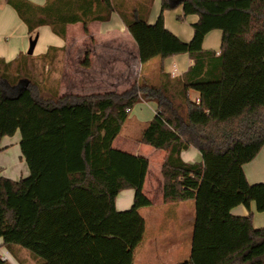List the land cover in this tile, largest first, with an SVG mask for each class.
I'll list each match as a JSON object with an SVG mask.
<instances>
[{
    "label": "trees",
    "instance_id": "1",
    "mask_svg": "<svg viewBox=\"0 0 264 264\" xmlns=\"http://www.w3.org/2000/svg\"><path fill=\"white\" fill-rule=\"evenodd\" d=\"M136 1L139 10L129 11L124 0H45L41 6L6 0L32 41L40 26L64 38L67 24L106 21L117 12L141 64L182 53L193 63L177 77L160 66L158 82L141 77L121 93L39 97L29 78L17 91L16 83L2 77L0 141L18 130L29 167L19 180L0 176L2 243L27 250L38 264H132L145 231L139 208L151 205L143 192L148 159L113 148L112 142L135 104L153 101L155 114L140 142L165 152L163 201L196 199L201 216L191 255L178 264H264V227L253 226L252 214L232 221L215 213L223 202L229 207L233 196L264 213V183L250 184L243 171L264 147V0H175L184 15L198 16L189 41L164 26L170 0H160L153 23L146 20L149 0ZM214 29L221 31L218 52L202 47ZM57 51L48 46L39 57L50 61ZM27 55L32 56L0 57V69L18 75L13 65L20 58L30 62ZM212 83L219 84V93L208 116L204 111L213 112L211 103L195 107L188 88ZM188 147L199 151L201 161L182 160ZM124 189L134 190L133 203L117 210L115 198ZM212 206L213 231H204L202 224L209 223L204 212ZM0 264H6L1 256Z\"/></svg>",
    "mask_w": 264,
    "mask_h": 264
},
{
    "label": "crops",
    "instance_id": "2",
    "mask_svg": "<svg viewBox=\"0 0 264 264\" xmlns=\"http://www.w3.org/2000/svg\"><path fill=\"white\" fill-rule=\"evenodd\" d=\"M29 1L39 6L45 3V0ZM119 1L122 2V0ZM170 2L173 7L166 9L163 12L164 26L182 41H189L193 35L192 25L197 22L198 16L195 14L184 15L181 5H175V0H170ZM148 3L149 6L148 9H146V20L149 23H153L160 12L161 1L149 0ZM12 11L14 10L6 3V0H2L0 3V35H12L14 32L13 30L16 29L19 36L17 38L18 42L15 44L0 43V57L5 61L14 59L20 52L24 53L21 48H24V41L26 39L25 31L27 33L25 24L21 20V22H18L17 19L20 18L17 14H13ZM14 13L16 12L14 11ZM44 27L46 28L48 26L43 25L38 29H44ZM71 31H74V35L71 34ZM62 39V42L49 46L58 47L59 52L66 48L67 56L73 54L74 57H76L77 64L72 66L71 64H65L63 67V72H72L74 74L75 85L72 87L81 91L80 93L73 94L84 95L110 91L114 92L115 89L124 86V89L117 90L118 93H121L141 77L147 80H152V82H154L153 80L158 82L160 66L163 68V71L170 74L171 77H177L185 72L193 63L187 54L182 53L162 60L153 58L146 63L141 64L138 58L137 45L128 33L124 21L117 12H112L106 21H91L87 24L81 22L67 24L66 35ZM34 40L36 46L38 40L37 36ZM220 44L221 31L214 29L205 35L202 47L206 50H214L218 52ZM66 45H68V47H66ZM88 54L91 64H82V66L81 60L86 58ZM83 72L88 74H84ZM76 81L78 86H76ZM218 93V83L190 86L188 88V101L189 96L191 97L192 95L193 101L198 105L201 103L204 105L211 103L213 112H208L207 109L204 111L208 116H211L214 114V110H216ZM209 95H212L213 101H210ZM140 103H148L152 106L153 113L149 116V110L142 105L136 109L133 107L129 111L128 117L122 125L120 133L112 142L113 148L137 156H143L148 159V169L143 183V192L150 199L151 205L139 208V212H146L139 214L144 219L145 231L147 227L149 228L151 226L155 229V235L153 239H150V241L146 243L145 239H142L141 243L134 250L133 260H135V257L137 256L138 260H163L159 255L161 254L162 256V253L164 252H168L170 256H176L182 251L183 243L185 254H187L189 258L192 248L194 247L195 227L201 218L200 214H197L196 199L180 201L177 203H165L163 201L161 176V166L165 152L163 150L153 149L140 142L143 129L138 136H134L133 138H130L126 132L125 134H122L123 136L121 135L126 123L134 125L136 122L142 121L145 122V125L147 126V123L153 118L156 110V103L153 101H140L137 104ZM137 104H135V106ZM130 114H133V117L135 118L134 120L127 122L128 118L131 116ZM19 143L20 133L18 130L13 136H4L1 139L0 176L12 180H19L20 178L29 175V167L21 153ZM154 150L156 152H154ZM180 156L183 161L188 163L201 161V154L194 147L183 149ZM152 165L153 170L151 172ZM243 171L250 184L264 183V147L259 150L257 155L251 161L243 165ZM133 197V189H124L120 191L115 198L116 209H128L133 203ZM231 198L232 203L229 207H225L224 202L222 203L223 206L220 204L217 207L215 213L219 218L223 215L227 218L229 217L231 220L233 219L237 221L243 220L249 214H252L253 226L255 228L264 227V213L256 210L254 202H251L249 208H247L238 202L236 196ZM221 206L222 208L219 209ZM214 207L215 206H212L204 212L205 216L209 219V223L202 224L201 226L202 229L203 227L205 228V230L203 229L204 231H213L212 228L214 223L210 221V216L214 213ZM170 215H174L173 217L178 220V227H181L179 230H172V235L169 233L166 234L163 231L165 219ZM140 249L141 252H139ZM23 253L24 252L16 246L13 247L12 250L7 249L0 238V256L6 259V264H34L35 260L20 259L19 256H22L21 254ZM136 253H138V255ZM166 260L172 259L168 258ZM178 263L179 262H173V264Z\"/></svg>",
    "mask_w": 264,
    "mask_h": 264
},
{
    "label": "rangeland",
    "instance_id": "3",
    "mask_svg": "<svg viewBox=\"0 0 264 264\" xmlns=\"http://www.w3.org/2000/svg\"><path fill=\"white\" fill-rule=\"evenodd\" d=\"M115 1H119V0H115ZM125 1V7L129 9V11L132 10H139V4H137L138 1L136 0H124ZM2 2V0H0V3ZM123 8V9H124ZM13 14L14 11H12ZM16 16V15H15ZM18 16V15H17ZM18 22H21L20 19H17ZM22 24V23H21ZM24 26V25H23ZM13 34H4V35H0V43L1 44H15L18 42V32L16 31V29L13 30ZM71 34L74 35V31H71ZM30 35L28 33H26L25 31V41H24V48H21L22 51L26 54H28V49L30 47V44L32 42V39L29 37ZM37 36V43L36 46L33 51V53L31 54L32 56L30 57V55L28 56L27 60H29L30 62L25 63L23 62V59H18L16 63H14L13 67L16 66L17 68H20L19 73H17L18 75H16L15 72H9L6 73L4 71H2L0 69V80L1 78H5L7 80V82L14 84L15 90L19 91L23 88V86L25 85L27 78H29L31 80V82L36 85L37 89L35 88L34 91L35 93L37 92L39 97H45V96H51V95H63V94H73V93H80L81 91L79 89H75L72 86L75 85L74 82V74L72 72H63V67L65 64H77V59L76 57H74L73 54H71V56H67L66 54V48H64L63 50H61L60 52L57 51V53L55 54V56L50 60H43L42 58H40V54L44 53L46 51L47 46L49 45H56L58 42H62L63 39L54 35L53 33H51L50 29L48 27H44V29H38L36 30V35ZM35 41V40H34ZM89 45V43H88ZM66 47H68V45H66ZM21 53V52H20ZM19 53V54H20ZM13 60V59H12ZM82 64H91V60L89 58V54L86 56V58H83L81 60V65ZM83 66V65H82ZM12 67V69L14 70V68ZM27 69L28 71L26 72ZM84 74H88L83 72ZM82 73V75H83ZM16 75V76H15ZM150 83H152V80H149ZM155 82V80H153ZM77 83V81H76ZM134 84V83H133ZM133 84L129 85L127 87L126 90H128ZM78 86V83L77 85ZM125 87L122 86L121 88L115 89L114 92L118 93L117 90H122ZM39 91V92H38ZM193 96L191 95V97L189 96V102L191 104H193L195 107H198V104H196L193 101ZM140 105L145 106L149 112L148 115L150 116L153 113V109L152 106H150L148 103L147 104H137L135 107L138 108ZM134 112V111H133ZM131 116L128 118L127 122L134 120L135 117H133V114H130ZM144 121V120H143ZM145 122H136L134 125H129L126 123V125H124V129H123V133L122 134H126L130 137L133 138L134 136H138L140 131L142 129H144L146 127ZM123 136V135H122ZM152 150V149H151ZM154 152H156L154 150ZM153 170V165L151 168V172ZM139 213H146L145 211H141ZM176 215V214H175ZM174 215H170L167 217V219H165V223L163 226V231L166 234H170L172 235V230H179L181 229V227H178V220H176V218L173 217ZM155 235V229L153 227H147L146 231L144 232L143 238L145 239V243L150 241V239H153ZM150 243V242H149ZM172 244V243H169ZM183 248L182 251H180L178 253V255L176 256H170L167 253H162L159 255L160 258H163V260H138V256L135 257V260H133L132 264H173V262H181L185 259L188 258L187 254H185V247H184V243L182 244ZM20 250L22 252H24L23 254H21L22 256H19L20 259H25V260H35L34 264H38L37 259H32L30 253L23 249L20 248ZM138 252V251H136ZM139 252H141V249L139 250ZM161 253V251H160ZM138 255V253H136ZM13 255V254H12ZM153 255V254H152ZM14 256V255H13ZM29 256V257H28ZM31 258V259H30ZM172 259V260H166V259ZM176 259V260H175Z\"/></svg>",
    "mask_w": 264,
    "mask_h": 264
},
{
    "label": "water",
    "instance_id": "4",
    "mask_svg": "<svg viewBox=\"0 0 264 264\" xmlns=\"http://www.w3.org/2000/svg\"><path fill=\"white\" fill-rule=\"evenodd\" d=\"M34 46H35V41L33 40L32 42H31V44H30V47H29V49H28V54H32L33 53V48H34Z\"/></svg>",
    "mask_w": 264,
    "mask_h": 264
}]
</instances>
